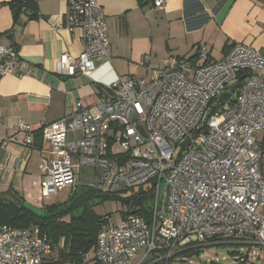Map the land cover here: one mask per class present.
I'll list each match as a JSON object with an SVG mask.
<instances>
[{
	"label": "built area",
	"instance_id": "2783aa9c",
	"mask_svg": "<svg viewBox=\"0 0 264 264\" xmlns=\"http://www.w3.org/2000/svg\"><path fill=\"white\" fill-rule=\"evenodd\" d=\"M66 2V28L81 32L82 51L77 58L62 56L57 72L90 75L109 61L106 19L96 0ZM165 3L152 0L153 9ZM209 58L201 47L195 62L166 58L147 80L117 77L96 104L78 102L70 116L41 125L53 156L41 160L42 198L72 189L81 168L94 171L96 188L106 194L153 184L150 221L129 216L103 227L82 264H131L139 252L138 264L149 258L167 264L179 253L221 242L264 253V51L228 42L222 62ZM24 68L13 47L0 46V78ZM226 92L230 96L220 101ZM14 132L31 144L26 123L18 122ZM161 183L164 215L158 214ZM54 250L45 235L0 225V264H49ZM234 261L249 258L238 254Z\"/></svg>",
	"mask_w": 264,
	"mask_h": 264
},
{
	"label": "crops",
	"instance_id": "0c3cea01",
	"mask_svg": "<svg viewBox=\"0 0 264 264\" xmlns=\"http://www.w3.org/2000/svg\"><path fill=\"white\" fill-rule=\"evenodd\" d=\"M96 1L106 19L109 61L90 75L64 76L59 59L82 51L81 32L66 28V0H0V46L13 47L26 64L21 75L0 78V143L7 142L0 194L12 191L35 208L44 205L41 160L53 158L41 139L43 123L70 116L78 102L96 104L117 77L149 79L169 57L191 58L205 47L212 62H222L228 42L264 51V0H166L159 10L152 0ZM11 2L23 4L16 16ZM18 122L29 126L31 144L14 132Z\"/></svg>",
	"mask_w": 264,
	"mask_h": 264
},
{
	"label": "trees",
	"instance_id": "16d2710c",
	"mask_svg": "<svg viewBox=\"0 0 264 264\" xmlns=\"http://www.w3.org/2000/svg\"><path fill=\"white\" fill-rule=\"evenodd\" d=\"M9 5L15 16L23 8L20 2ZM224 50L226 53V46ZM189 60L195 62L197 52ZM229 96V92L222 94L220 101ZM152 186L149 184L148 192L140 186L121 193L106 194L96 187L75 185L66 201L42 208L28 205L16 193L9 191L0 194V225L30 229L39 236L45 235L55 248L49 264H82L85 256L92 257L101 229L116 223L111 222L109 215L98 216L93 208L108 200H119L127 209L120 214V220L136 216L149 222L152 206L146 208L144 204L147 194L151 199L154 197ZM122 193H128V196L121 197Z\"/></svg>",
	"mask_w": 264,
	"mask_h": 264
},
{
	"label": "rangeland",
	"instance_id": "374dc122",
	"mask_svg": "<svg viewBox=\"0 0 264 264\" xmlns=\"http://www.w3.org/2000/svg\"><path fill=\"white\" fill-rule=\"evenodd\" d=\"M76 185L96 187L97 179L94 171L89 168H81L76 173ZM143 189L148 192L149 184L143 186ZM72 189L66 188L61 190L57 195H51L49 197H44L43 204L45 206L52 204L63 203L68 199ZM121 197L128 196V193L120 194ZM155 196L151 199L149 194H147V199L145 200L144 206L146 208L153 205ZM158 206L159 215H164L166 213V202H167V190L164 183L160 184L158 192ZM42 205L40 208L44 207ZM95 214L98 216L109 215L111 217V222H119L120 214L125 212L126 206L122 205L119 200H108L103 202L101 205H97L93 208ZM199 251L201 253L196 255L195 251H185L175 255L167 264H236L235 257L238 254L247 255L249 261L246 264H264V253L260 247H249L244 244H229V242L221 243H208L203 246ZM92 256V254H91ZM143 257V252H139L134 255L131 260V264H138ZM145 264H153L151 258ZM156 264H165L161 261Z\"/></svg>",
	"mask_w": 264,
	"mask_h": 264
},
{
	"label": "water",
	"instance_id": "95a60500",
	"mask_svg": "<svg viewBox=\"0 0 264 264\" xmlns=\"http://www.w3.org/2000/svg\"><path fill=\"white\" fill-rule=\"evenodd\" d=\"M238 86H239V84H235L234 86H232L231 91L234 92V91L238 88ZM189 143H190L189 140L186 141L185 143H183V144L181 145V149L184 150V148H185L186 146H188ZM200 249H201V248H200ZM200 249H199V250H200ZM199 250L196 251V255H199V254L201 253V251H199Z\"/></svg>",
	"mask_w": 264,
	"mask_h": 264
}]
</instances>
